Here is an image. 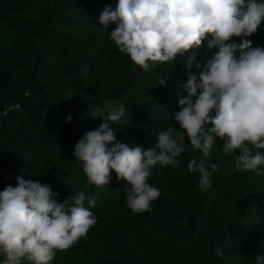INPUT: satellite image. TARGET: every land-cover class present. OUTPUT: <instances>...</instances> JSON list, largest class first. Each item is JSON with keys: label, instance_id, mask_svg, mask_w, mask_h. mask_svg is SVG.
Returning a JSON list of instances; mask_svg holds the SVG:
<instances>
[{"label": "trees", "instance_id": "obj_1", "mask_svg": "<svg viewBox=\"0 0 264 264\" xmlns=\"http://www.w3.org/2000/svg\"><path fill=\"white\" fill-rule=\"evenodd\" d=\"M117 3L0 0V171L9 166L14 178L29 170L30 180L49 185L57 202L67 199L72 205L84 192L97 206L123 181L113 171L109 185H88L82 162L74 155L86 132L124 108L121 119L110 123L116 141L142 145L140 137L156 134L176 108L175 100L183 97L184 77L173 61L150 62L144 71L110 39L115 25L105 31L99 24L104 8L115 9ZM205 44L195 52H205ZM160 79H167L166 86L159 85ZM128 132L134 135L126 137ZM15 148L28 153L31 161L15 155ZM188 161L153 168L148 183L161 195L152 201V211L136 214L127 207L117 233L110 224L100 235L92 227L68 252L86 258L87 264H227L239 257L242 248L236 237L248 232L249 220L264 219L262 208L242 210L234 219L223 210H209ZM85 207L94 208L87 200ZM133 230L152 248L129 251ZM259 232L264 236V227ZM217 243L224 246L222 259L213 252ZM4 260L0 251V264Z\"/></svg>", "mask_w": 264, "mask_h": 264}, {"label": "clouds", "instance_id": "obj_2", "mask_svg": "<svg viewBox=\"0 0 264 264\" xmlns=\"http://www.w3.org/2000/svg\"><path fill=\"white\" fill-rule=\"evenodd\" d=\"M264 22V0H118L113 9L104 8L99 24L105 31L115 25L110 39L121 53L144 71L152 63H167L184 56L188 72L183 85L187 95L180 98L174 126L159 131L154 147L130 146L116 141L110 123L124 115L120 108L103 118L104 122L77 142L74 155L82 162L88 185H109L114 171L126 181V205L136 214L152 211V201L161 195L148 183L155 166H176L185 151V137L192 148L208 157L217 138L224 142L225 155L239 149L235 167L244 172L264 175V47H253L251 39ZM211 39H208V37ZM233 38H239L237 43ZM208 39L209 49L217 51L194 74L195 50ZM238 53V55H237ZM87 73L88 69H84ZM167 79L159 85L166 86ZM214 113V116L212 115ZM71 117L68 118L70 122ZM211 125V127H207ZM111 145V147H109ZM190 172L200 173L199 187L207 191L210 177L219 168L187 163ZM17 186L0 191V251L4 264H51L57 251L71 248L97 223L85 207L96 201L84 192L74 203L52 199L51 187L40 181L17 177ZM223 245L213 252L223 258ZM264 264V255L255 256Z\"/></svg>", "mask_w": 264, "mask_h": 264}, {"label": "rangeland", "instance_id": "obj_3", "mask_svg": "<svg viewBox=\"0 0 264 264\" xmlns=\"http://www.w3.org/2000/svg\"><path fill=\"white\" fill-rule=\"evenodd\" d=\"M208 39H211L209 36ZM208 39L206 40V51L205 52H195L196 61L194 62V67L192 72L194 74H199L200 69L195 68V63H199L201 68L203 65L210 60L217 49L208 47ZM253 42V47L260 46L264 47V22L261 23L260 28L257 33L247 37ZM237 43L240 42L239 38H233ZM238 55V53H237ZM187 54L184 56L177 55L173 63L181 71V75L184 77L183 83L186 84L188 78V72L183 66V60L186 58ZM183 84V85H184ZM187 95V91L183 87V97ZM174 105L176 108L169 112L168 116L164 118L162 123L155 129L154 135L146 133L142 140V145L145 149L149 147H154L156 142V135L159 131L166 130L170 126H174L178 131H182L179 125L174 120V113L180 110L178 100H175ZM214 116V113L212 114ZM207 127H211L208 125ZM134 133L128 132L126 137H132ZM185 151L181 154L180 159L190 160L195 158L197 164L203 163L206 168L211 164L215 163L219 165V168L210 177L212 183L211 187L205 192L199 187V181L201 179L200 173L197 170L194 172V185L195 187L206 194L209 200V210L217 208L223 210L227 216L234 219L238 213L242 210H252L257 208H262L264 213V175L257 176L254 172L240 171L235 167L236 156L239 155L240 150L236 149L233 153L225 155L223 151L224 142L219 138L216 139L213 148L208 157H204L203 153L199 150L192 148L190 141L185 137ZM264 151V150H260ZM15 155H24L25 160L31 161L30 155L24 150L15 148L13 150ZM261 171H264V166L261 167ZM12 170L9 166H3L0 171V191H3L8 185L13 187L17 186V177H22L25 180H30L32 174L29 170H21L20 175L12 177L10 174ZM129 186L126 181L120 182L108 195V198L100 202L90 211L95 212V217L97 218V223L93 226L97 234H101L103 227L106 224H110L115 233L119 231L121 220L127 215V205H126V191ZM103 207L102 209H100ZM264 215V214H263ZM259 218H253L249 220V230L239 234L236 239L239 241V246L242 248V253L235 260H229L227 264H235L238 261H248L249 264H255V256L258 254L264 255V236L259 229L264 227V223L259 220ZM256 229V230H255ZM196 238L199 245L202 242L200 232L196 233ZM151 245L145 242L138 233L133 230L131 238L128 243V250H148L151 249ZM88 261L84 257L75 256L65 251H57L54 260L51 264H87ZM22 264H28L27 261H23Z\"/></svg>", "mask_w": 264, "mask_h": 264}]
</instances>
